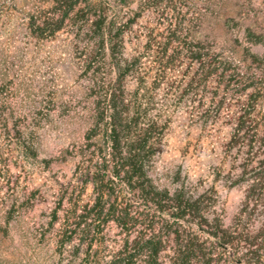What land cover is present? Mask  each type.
I'll use <instances>...</instances> for the list:
<instances>
[{
  "label": "rangeland",
  "instance_id": "obj_1",
  "mask_svg": "<svg viewBox=\"0 0 264 264\" xmlns=\"http://www.w3.org/2000/svg\"><path fill=\"white\" fill-rule=\"evenodd\" d=\"M46 1L0 0V264H106L123 241L114 224L93 247L80 237L65 246L62 240L74 208L94 199L80 153L95 121L97 81L113 76L108 63L95 75V68L86 72L87 38L77 25L69 22L48 39L33 34L31 19ZM107 1L113 20L136 18L124 36L123 57L139 59L125 80V97L165 127L151 163L154 182L205 194L210 217L218 214L231 226L244 209L250 171L264 160L258 146L246 180L233 186L249 159L248 147L230 144L237 97L261 91L255 114L264 136V0ZM197 40L220 71L229 59L246 72L245 51L260 55L252 70L256 85L245 91L227 87L220 72L207 77L210 62L204 68L191 52ZM23 142L33 145L37 160L24 156ZM61 201L60 220L51 227ZM250 211L243 224L257 232L264 197Z\"/></svg>",
  "mask_w": 264,
  "mask_h": 264
},
{
  "label": "trees",
  "instance_id": "obj_2",
  "mask_svg": "<svg viewBox=\"0 0 264 264\" xmlns=\"http://www.w3.org/2000/svg\"><path fill=\"white\" fill-rule=\"evenodd\" d=\"M46 5L31 19L33 34L48 39L69 22L77 25L78 35L87 38L86 72L95 68V75L108 63L113 76L102 75L97 81L95 121L80 153L93 184L94 199L80 209L75 207L68 216L62 246L80 237L93 247L107 226L114 224L123 241L106 264H264V226L254 232L248 223L243 224L245 213H254L248 212L251 203L264 197V160L260 169L250 171L254 174L244 209L231 226H226L218 214L210 217L205 194L195 197L184 188L173 192L159 187L151 176V163L165 127L147 119L140 106L133 110L125 97V80L139 59L123 57L124 36L136 18L126 23L113 20L112 5L107 0H47ZM193 43L198 47L191 49L193 58L204 68L210 62L207 77L220 72L227 87L241 85L245 91L256 85L257 75L252 70L262 63L260 55L245 51L246 72L232 68L229 59L223 61L220 71L209 61L210 51H203L201 41ZM260 96L261 91H252L236 100L239 107L230 144L233 148L248 147L249 159L233 186L246 180L252 152L264 146L255 114ZM20 147L27 159L37 160L33 145L23 142ZM62 208L61 201L52 212L51 227L59 222Z\"/></svg>",
  "mask_w": 264,
  "mask_h": 264
}]
</instances>
